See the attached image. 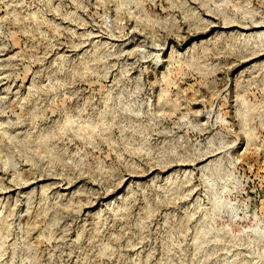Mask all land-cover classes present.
I'll return each mask as SVG.
<instances>
[{
	"label": "rangeland",
	"instance_id": "1",
	"mask_svg": "<svg viewBox=\"0 0 264 264\" xmlns=\"http://www.w3.org/2000/svg\"><path fill=\"white\" fill-rule=\"evenodd\" d=\"M0 264H264V0H0Z\"/></svg>",
	"mask_w": 264,
	"mask_h": 264
}]
</instances>
